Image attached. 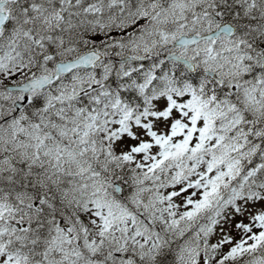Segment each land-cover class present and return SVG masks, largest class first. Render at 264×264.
<instances>
[{"label": "snow or ice", "instance_id": "snow-or-ice-1", "mask_svg": "<svg viewBox=\"0 0 264 264\" xmlns=\"http://www.w3.org/2000/svg\"><path fill=\"white\" fill-rule=\"evenodd\" d=\"M0 264H264V0H0Z\"/></svg>", "mask_w": 264, "mask_h": 264}]
</instances>
